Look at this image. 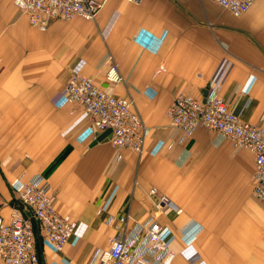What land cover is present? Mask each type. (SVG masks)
<instances>
[{"label": "crops", "instance_id": "0c3cea01", "mask_svg": "<svg viewBox=\"0 0 264 264\" xmlns=\"http://www.w3.org/2000/svg\"><path fill=\"white\" fill-rule=\"evenodd\" d=\"M101 1L92 20L50 19L41 30L0 0V215L41 175L58 212L76 221L60 252L37 235L41 264H91L110 238L151 221L171 264H264L253 155L205 127L186 136L166 114L176 95L213 90L242 120L264 125V0L239 16L213 0ZM111 62L118 83L105 79ZM74 72L131 100L145 126L141 151L93 143L89 115L65 95ZM151 187L177 209L158 210Z\"/></svg>", "mask_w": 264, "mask_h": 264}, {"label": "built area", "instance_id": "2783aa9c", "mask_svg": "<svg viewBox=\"0 0 264 264\" xmlns=\"http://www.w3.org/2000/svg\"><path fill=\"white\" fill-rule=\"evenodd\" d=\"M235 16L244 13L253 0H213ZM33 26L44 30L52 18L80 17L92 20L102 8L100 0H13ZM108 82L122 80L115 62L105 71ZM69 102L82 105L91 119V125L110 128L109 141L116 147L141 151L144 139V123L129 98L115 96L101 88L92 77L71 73L65 86ZM173 125L180 126L186 136L197 127L218 132L239 148L247 149L254 160L252 192L264 205V125H254L242 120L213 90L198 99L178 94L166 109ZM149 194H156L155 188ZM16 203L8 217L0 215V264H40L36 252V238L51 243L54 250L62 251L72 236L76 221L70 215L58 212L49 185L37 175L16 190ZM158 209L176 205L164 194L158 195ZM100 211V210H99ZM111 218H109L110 220ZM120 222L125 218L118 217ZM39 230V231H38ZM37 231L39 232L37 234ZM161 225L157 221L137 227L134 235L113 236L109 247L96 251L91 264H171L174 253L161 237ZM148 254L150 258H146Z\"/></svg>", "mask_w": 264, "mask_h": 264}, {"label": "water", "instance_id": "95a60500", "mask_svg": "<svg viewBox=\"0 0 264 264\" xmlns=\"http://www.w3.org/2000/svg\"><path fill=\"white\" fill-rule=\"evenodd\" d=\"M94 135H95V139L93 141V143L97 142V141H106L108 138H110V128L105 129L103 132H100L94 128Z\"/></svg>", "mask_w": 264, "mask_h": 264}, {"label": "rangeland", "instance_id": "374dc122", "mask_svg": "<svg viewBox=\"0 0 264 264\" xmlns=\"http://www.w3.org/2000/svg\"><path fill=\"white\" fill-rule=\"evenodd\" d=\"M13 1V0H12ZM101 1V0H100ZM102 3H103V1H101ZM14 3V2H13ZM17 6V5H16ZM18 7V6H17ZM19 8V7H18ZM19 10L26 16V14L19 8ZM27 17V16H26ZM52 19H62V18H52ZM27 20H28V18H27ZM29 22V21H28ZM29 24H30V22H29ZM30 25H32V24H30ZM33 26V25H32ZM33 27H36V26H33ZM37 28V27H36ZM39 29V28H38ZM112 83V82H111ZM102 88V87H101ZM152 188V187H151ZM153 188H155V187H153ZM156 189V188H155ZM162 193H159L157 190H156V194H150V196L152 197V199L154 200V202L156 203V201H157V199H158V195H161ZM156 207V206H155ZM157 208V207H156ZM158 209V208H157ZM159 210V209H158ZM164 240V239H163ZM165 241V240H164ZM166 242V241H165ZM166 244H167V242H166ZM168 245V244H167ZM37 247H36V252H37V255H38V257H39V253H38V251H37ZM174 255H175V253H174ZM39 261H40V264H41V257H39Z\"/></svg>", "mask_w": 264, "mask_h": 264}, {"label": "trees", "instance_id": "16d2710c", "mask_svg": "<svg viewBox=\"0 0 264 264\" xmlns=\"http://www.w3.org/2000/svg\"><path fill=\"white\" fill-rule=\"evenodd\" d=\"M36 239H38V237L36 238ZM36 242H37V240H36ZM37 247V246H36ZM37 251H38V253H39V257H40V252H39V250L37 249Z\"/></svg>", "mask_w": 264, "mask_h": 264}, {"label": "bare ground", "instance_id": "6f19581e", "mask_svg": "<svg viewBox=\"0 0 264 264\" xmlns=\"http://www.w3.org/2000/svg\"><path fill=\"white\" fill-rule=\"evenodd\" d=\"M110 133H111V131H110Z\"/></svg>", "mask_w": 264, "mask_h": 264}]
</instances>
